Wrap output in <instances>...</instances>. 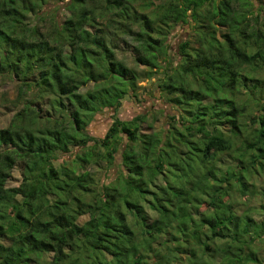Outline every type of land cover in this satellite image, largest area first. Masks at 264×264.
Listing matches in <instances>:
<instances>
[{
    "label": "trees",
    "instance_id": "obj_1",
    "mask_svg": "<svg viewBox=\"0 0 264 264\" xmlns=\"http://www.w3.org/2000/svg\"><path fill=\"white\" fill-rule=\"evenodd\" d=\"M26 1L0 0V72L22 80L0 128V264H264V2L68 0L30 41L17 28L47 0ZM146 79L174 109L162 128L142 112L89 132Z\"/></svg>",
    "mask_w": 264,
    "mask_h": 264
},
{
    "label": "rangeland",
    "instance_id": "obj_2",
    "mask_svg": "<svg viewBox=\"0 0 264 264\" xmlns=\"http://www.w3.org/2000/svg\"><path fill=\"white\" fill-rule=\"evenodd\" d=\"M39 1V0H28L26 4ZM68 0H47L42 7L36 8L35 12H26L23 18V27L17 28V36L25 34V39L33 41L35 37H47L52 35L53 31L56 29L57 24L64 22L71 13L65 8L64 3ZM256 2H264V0H255ZM190 30L187 26H178L175 32L172 33L170 37V45L172 49H175L180 42V40L185 37ZM1 35V34H0ZM4 40L10 39L6 38ZM11 35V43L15 41V38ZM51 42V41H50ZM53 44V41L51 42ZM21 47V45L19 46ZM4 48L2 44L0 45V62L3 59ZM22 50V49H21ZM30 52L27 53L26 57L30 56ZM23 69H27V64L23 62ZM1 71V70H0ZM37 73V71H36ZM37 75L32 74L29 79L36 78ZM22 81L15 74H9L8 72H0V128L5 127L15 112L20 107V99L18 96V83ZM140 87L137 89V96L131 97L127 96L123 100L122 106L119 108L118 112L112 109H103L102 111L95 114L93 121L88 126L89 132L97 137H104L108 131L109 126L112 123L113 115H117L121 119H129L134 117L138 113H147V118L143 123V128L145 131L150 129V125L154 128H162L168 121L167 114L173 112L174 109L170 104H168L164 99L160 98V94L156 87L152 85L147 79L140 83ZM149 87L148 89L146 87ZM78 149L69 150L58 157L59 162L65 163V161H70L73 159L74 151ZM104 166L105 162H101ZM100 166V165H99ZM98 164L86 166V170L94 171L98 176L101 175L102 179H105L103 169L100 168ZM112 170L108 172L111 174ZM262 177L259 178V181ZM21 182V175L18 166L12 171V176L8 180L9 186L19 185ZM253 202H264V194L257 193V196L252 197ZM259 249L255 251L258 252ZM259 256H264V253L259 252Z\"/></svg>",
    "mask_w": 264,
    "mask_h": 264
}]
</instances>
